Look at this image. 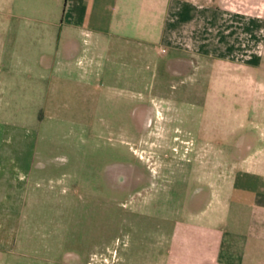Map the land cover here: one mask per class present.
I'll use <instances>...</instances> for the list:
<instances>
[{
	"label": "rangeland",
	"instance_id": "374dc122",
	"mask_svg": "<svg viewBox=\"0 0 264 264\" xmlns=\"http://www.w3.org/2000/svg\"><path fill=\"white\" fill-rule=\"evenodd\" d=\"M198 1L264 21V0ZM128 36L142 38L133 31ZM110 51L97 66L96 86L53 79L44 84L46 96L35 90L24 111L1 116L4 124L31 127L35 149L58 158L60 171L77 181L75 233L64 243L63 261L32 258L28 264H125L126 246L140 264H151L160 228H174L170 221L189 209L196 190L238 179L239 196L253 197L260 187L264 198L263 82L251 97L239 87L249 83L233 82L247 73L238 64L183 54L176 60L162 49L142 59L137 44L114 43ZM250 150L258 154L247 156ZM245 167L261 175H245ZM245 215L254 223L252 212ZM110 238L112 250L101 242ZM256 243L264 247L259 237Z\"/></svg>",
	"mask_w": 264,
	"mask_h": 264
},
{
	"label": "crops",
	"instance_id": "0c3cea01",
	"mask_svg": "<svg viewBox=\"0 0 264 264\" xmlns=\"http://www.w3.org/2000/svg\"><path fill=\"white\" fill-rule=\"evenodd\" d=\"M130 31L142 38L129 37ZM114 43L137 44L142 59L162 49L176 60L183 54L238 64L247 73L233 82L249 83L239 87L251 97L264 83V21L239 9L198 0H0V260L63 261L79 194L76 179L60 171V160L35 149L33 129L4 124L2 114L21 113L35 90L46 96L44 84L53 79L96 86L97 66ZM242 172L261 175L249 167ZM239 182L196 190L189 209L170 221L174 228H160L151 264H264V247L256 243L258 237L264 243V198L260 187L253 197L239 196ZM247 211L254 223L245 220ZM101 242L114 247V239ZM129 248L122 249L125 264H140Z\"/></svg>",
	"mask_w": 264,
	"mask_h": 264
}]
</instances>
